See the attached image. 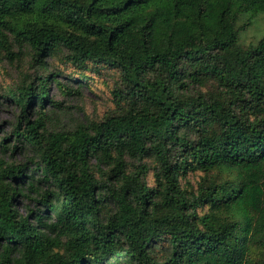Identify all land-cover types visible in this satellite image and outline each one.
I'll list each match as a JSON object with an SVG mask.
<instances>
[{
	"label": "trees",
	"instance_id": "obj_1",
	"mask_svg": "<svg viewBox=\"0 0 264 264\" xmlns=\"http://www.w3.org/2000/svg\"><path fill=\"white\" fill-rule=\"evenodd\" d=\"M260 14L0 0V66L33 71L0 85L18 112L0 134V264H264V34L243 39ZM83 93L90 113L65 105Z\"/></svg>",
	"mask_w": 264,
	"mask_h": 264
},
{
	"label": "rangeland",
	"instance_id": "obj_2",
	"mask_svg": "<svg viewBox=\"0 0 264 264\" xmlns=\"http://www.w3.org/2000/svg\"><path fill=\"white\" fill-rule=\"evenodd\" d=\"M264 34V14L258 15L256 18L253 26L251 29L243 35V39L245 41H248L251 38H258L260 35ZM19 65H16V63H9L7 61H4L2 64V67L0 66V85H12L14 83H17L19 81V73L20 71L26 72L29 74H32V69L29 68L28 63H23L22 67L19 69ZM19 69V70H18ZM62 83L65 82L64 79L57 77ZM51 95L56 98V100L63 102L65 101L62 97V94L60 93L59 89L57 87H54L51 85ZM95 100L91 98L90 96L83 93V96L80 100L76 101L75 103L66 102L65 105L74 106L82 108L84 112L90 113L95 104ZM17 110L14 108H7V107H1L0 108V134L1 136H8L10 132L11 123L15 120L17 115ZM79 111H76L75 109L70 110V116H72L74 119H80L82 118V114H80ZM62 118V116H61ZM66 122H60L56 124V127H62L65 126ZM27 201H23L20 209L24 207L23 205L27 204ZM31 205V204H30Z\"/></svg>",
	"mask_w": 264,
	"mask_h": 264
}]
</instances>
